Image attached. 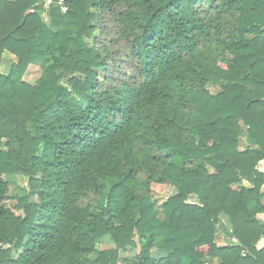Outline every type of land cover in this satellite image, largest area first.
Returning a JSON list of instances; mask_svg holds the SVG:
<instances>
[{
    "label": "trees",
    "instance_id": "16d2710c",
    "mask_svg": "<svg viewBox=\"0 0 264 264\" xmlns=\"http://www.w3.org/2000/svg\"><path fill=\"white\" fill-rule=\"evenodd\" d=\"M41 2L0 0V264H264V0Z\"/></svg>",
    "mask_w": 264,
    "mask_h": 264
},
{
    "label": "rangeland",
    "instance_id": "374dc122",
    "mask_svg": "<svg viewBox=\"0 0 264 264\" xmlns=\"http://www.w3.org/2000/svg\"><path fill=\"white\" fill-rule=\"evenodd\" d=\"M41 3H42L41 17L43 21L45 22V24L51 27V18L48 12L49 5L51 4V2L49 0H42ZM15 61H16V58L14 55L8 53L7 51H4L1 55L0 73H2L3 75H7L10 71L11 63ZM219 61L221 65L224 67L230 63V60L225 57L220 58ZM40 73H41V68L38 65L29 64L22 73V80L28 83H34L40 76ZM60 83L68 87L64 79H61ZM206 86H207V89L211 93H215L219 89L218 85L212 82L207 83ZM73 97L75 99H79V97H77L74 94H73ZM197 164H198V160L196 158L189 157L184 161L183 166L185 169H189V168L196 167ZM258 169L264 171V160L258 164ZM15 181H16L15 184L14 183L9 184L8 194H16L17 192L16 185L23 186L26 184L25 180L20 176H17ZM263 190H264V186H263ZM174 192H175V187L172 185L160 184V183H154V182L150 183L151 201L153 202L154 206L157 208L160 217H162L163 215L162 210H161L162 204L168 199V197L174 194ZM99 199H100V202L103 203L104 193L100 192ZM7 203L10 207H13L14 200H9ZM15 212L20 213L17 210H15ZM229 236L231 237L230 224L229 222H227L226 217L220 216V218L216 222L215 241L217 244L226 243ZM135 241L137 242L135 250L121 253L118 259L119 264H127L128 262L134 260L135 255L142 250L143 245H146V243H148V241L146 240H140L137 235L135 236ZM96 246L101 249L109 248L113 246V242L109 236H105L99 239L98 241H96ZM150 252H151L150 253L151 256L153 257H157V254H159L156 252V250L153 247L150 248ZM208 264H213V262L209 261Z\"/></svg>",
    "mask_w": 264,
    "mask_h": 264
},
{
    "label": "crops",
    "instance_id": "0c3cea01",
    "mask_svg": "<svg viewBox=\"0 0 264 264\" xmlns=\"http://www.w3.org/2000/svg\"><path fill=\"white\" fill-rule=\"evenodd\" d=\"M263 201H264V199H263ZM221 216L226 217L225 215H221ZM226 219H227V217H226ZM227 222H228V219H227ZM231 239H233V237L232 236L231 237L229 236L226 243H222V244H219L218 243V245H226ZM259 246H264V237L259 241ZM209 261L210 262H213V264H217V260L214 259V258H209L208 259V262ZM208 262H207V264H208Z\"/></svg>",
    "mask_w": 264,
    "mask_h": 264
},
{
    "label": "built area",
    "instance_id": "2783aa9c",
    "mask_svg": "<svg viewBox=\"0 0 264 264\" xmlns=\"http://www.w3.org/2000/svg\"><path fill=\"white\" fill-rule=\"evenodd\" d=\"M50 1V0H49ZM60 2H62V0H60ZM62 10L64 11V8H62Z\"/></svg>",
    "mask_w": 264,
    "mask_h": 264
}]
</instances>
